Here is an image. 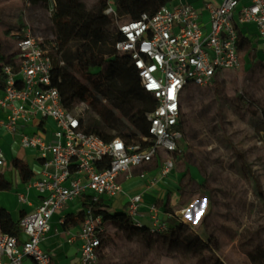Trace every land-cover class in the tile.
Returning <instances> with one entry per match:
<instances>
[{
	"label": "built area",
	"instance_id": "1",
	"mask_svg": "<svg viewBox=\"0 0 264 264\" xmlns=\"http://www.w3.org/2000/svg\"><path fill=\"white\" fill-rule=\"evenodd\" d=\"M103 12L110 16L118 34L114 49L126 53L135 70L140 89L152 98L145 113L148 134L138 133L141 142L125 143L115 137L104 141L83 131L80 118L89 103L79 100L72 109L63 105L59 89L52 83L56 64L64 63L55 47L54 35L21 31L6 39L15 40L4 51L0 67V127L22 148L33 149L39 160L38 176L25 183L38 194L32 210L18 219L25 239L4 233L0 225V264H53L41 247L54 213L64 225V209L73 201L108 204L123 191V182L134 177L151 188L173 169L180 151L182 96L190 87H204L224 74L242 67L238 50L242 23H253L264 49V0H221L206 4L208 29L199 21L198 11L189 3L160 5L153 13L142 12L130 19L104 0ZM51 17L56 0H46ZM80 104V105H79ZM0 148V173L5 164ZM157 166L144 168L151 164ZM137 168V171H134ZM20 201L25 195L18 192ZM141 193L128 195L123 211L129 220L145 222ZM149 231L160 234L168 229L155 202L146 205ZM84 218L74 230L63 228L69 242L77 241L78 264H97L106 225L88 205Z\"/></svg>",
	"mask_w": 264,
	"mask_h": 264
},
{
	"label": "rangeland",
	"instance_id": "2",
	"mask_svg": "<svg viewBox=\"0 0 264 264\" xmlns=\"http://www.w3.org/2000/svg\"><path fill=\"white\" fill-rule=\"evenodd\" d=\"M100 1L80 0V3L84 11L95 12L100 8ZM112 3L117 9L116 1ZM0 17L20 25L27 24L30 32L39 30L43 36L54 35L56 48H63L68 42L64 36L56 40L47 3L0 0ZM114 29L112 21L110 32ZM14 40L10 37L7 43L13 47ZM88 43L98 54L110 58L113 47L109 34L102 33ZM241 58L243 61L242 53ZM245 62L247 65V60ZM62 66L90 89L84 101L91 103L98 98L109 106L91 82L72 68ZM90 71L98 74L105 69L95 67ZM254 78L259 82L264 79V73L255 63H250L246 68L231 71L229 76L216 77L207 86H190L186 90L181 100L185 135L180 140V151L174 163V169L179 173L178 182L176 188L167 192L165 202H156L168 224L165 232L168 237H162L148 247L142 238L123 237L115 227L106 225L97 264H124L126 254L135 257V264H192L187 258L189 241L169 238L172 218L184 226L180 230L186 231L188 237L203 235L204 231L222 235L226 240H234L235 233L250 238L257 235L263 239L264 247L263 123L260 115L255 114L258 110L255 106L248 110L234 105V99L244 97V92L254 85ZM133 86L138 87L137 81ZM251 92L257 101L264 99L257 89ZM149 98L146 109L152 107L150 95ZM14 139L13 135L6 136V141H16ZM241 154L244 162L240 160ZM155 166L157 163L144 168ZM57 215L60 213H54L51 222L56 221ZM203 216L207 217L205 221H202Z\"/></svg>",
	"mask_w": 264,
	"mask_h": 264
},
{
	"label": "trees",
	"instance_id": "3",
	"mask_svg": "<svg viewBox=\"0 0 264 264\" xmlns=\"http://www.w3.org/2000/svg\"><path fill=\"white\" fill-rule=\"evenodd\" d=\"M116 7L121 14L130 19L137 18L140 13H153L160 5L168 0H115ZM31 4L42 3L46 0H28ZM105 1H100V8L95 12H86L82 9L80 0H56L55 9L51 15L52 30L56 40L64 36L67 39L63 48L58 46L60 58L64 65L73 69L78 75L91 82L93 88L100 96L108 102L105 105L100 99L95 98L89 103V108L84 110L80 118V125L84 132L92 133L104 141H110L115 137L121 138L125 143L141 142L138 133L148 134V121L145 113L150 101L149 95L143 92L138 84V78L133 69L129 56L126 53L118 52L114 49V42L118 38L115 29L110 32L112 19L103 12ZM22 25L2 20L0 17V67L5 60L4 51L9 47L6 36L10 33L21 31ZM107 33L111 36L113 52L110 58H104L98 54L88 43L95 36ZM244 41H238V50L242 51ZM264 73V63H255ZM104 67L105 72L93 74L91 69ZM228 76L230 74H227ZM137 81V86H133ZM254 85L249 87V91L244 92V97L234 99V105L238 108L248 109L255 106L263 123L264 138V99L257 101L251 94L257 89L264 97V79L257 81L254 78ZM52 83L61 95L63 105L72 109L79 100L85 99L90 94V89L84 85L73 73L58 64L55 65L52 74ZM219 91L218 87L216 88ZM152 99V98H151ZM153 103V101H152ZM119 112V114L117 112ZM254 113V111H252ZM180 129L182 136L185 135L184 113L180 110ZM243 161L242 154L239 155ZM244 162V161H243ZM13 166L17 169L22 182L29 181L33 172L28 164L21 159H13ZM82 205H88L94 216H100L102 223L115 227L123 237L133 238L138 236L144 240L148 247L156 243L160 238L168 237L165 232L152 234L146 223L142 226L133 224L125 212L111 211L107 205L100 202L82 201ZM84 218L83 211L80 210L73 217L67 216L64 225L75 226L81 223ZM203 216L202 221L206 220ZM173 227L170 230L169 238L173 240L185 239L189 241L187 248V258L192 264H227L222 257L223 242L219 234L203 232V235L195 237L186 236V231L180 230L184 226L178 224L174 218L170 219ZM0 225L4 233L19 237L18 221H14L9 212L0 207ZM256 249L250 252V264H264V247L259 236L255 235ZM104 238V237H103ZM101 239V244L103 241ZM125 255L124 264H135V257Z\"/></svg>",
	"mask_w": 264,
	"mask_h": 264
},
{
	"label": "crops",
	"instance_id": "4",
	"mask_svg": "<svg viewBox=\"0 0 264 264\" xmlns=\"http://www.w3.org/2000/svg\"><path fill=\"white\" fill-rule=\"evenodd\" d=\"M221 0H168L165 5L174 6L180 3H189L195 7L199 14V21L203 28L208 29L209 26V14L206 8L207 3L212 5H218ZM248 0H241L242 4L247 3ZM164 5V4H162ZM239 40L244 41L243 49L241 53L244 56L242 61V67L246 68L250 63L262 62L264 63V49L258 39L255 25L253 23H242L238 26ZM245 60H247V65ZM245 70V69H244ZM230 70L225 71L224 74H230ZM2 113L0 112V116ZM9 135L0 127V148L5 155V164L2 167L0 173V207L9 212L14 221L18 219L26 212L33 209L37 203L38 194L35 189L27 188L25 183L21 181L17 169L13 166V159H21L25 161L32 169L33 176L30 180L36 178L39 172V160L33 149L22 148L16 142L6 141V136ZM137 171V168H134ZM178 172L173 169L166 177L162 178L158 184L148 188L145 180L134 177L130 180L123 182V191L117 196L109 200L106 204L111 211H121L124 209L126 198L128 195L141 193L144 206L142 211L146 218L144 222L149 224L147 219L146 205L157 200L165 202V197L168 191L176 188ZM23 193L25 195V201H20L17 197V193ZM159 207V206H158ZM83 208L80 200H75L70 203L63 211L65 218L67 216L73 217ZM160 208V207H159ZM161 211V209H160ZM163 216V213L161 211ZM59 216L57 215L56 221L51 222L50 229L45 234V238L41 242V247L48 251L51 255L53 264H78L79 263V244L77 241L69 242L67 240V234L63 232V228L68 227L74 230L75 226L62 225L58 222ZM165 219V217H163ZM20 239H25V236L19 233ZM234 240L230 238L227 240L222 235L220 239L223 242L222 257L227 264H250L249 253L254 251L257 247L256 242L249 236L244 234L235 233ZM23 264H33L32 260L25 258Z\"/></svg>",
	"mask_w": 264,
	"mask_h": 264
}]
</instances>
